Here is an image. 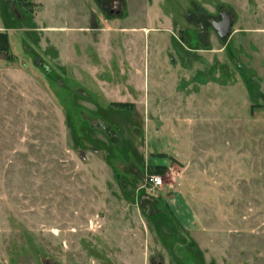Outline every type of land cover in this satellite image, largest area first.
Instances as JSON below:
<instances>
[{"label": "rangeland", "instance_id": "rangeland-1", "mask_svg": "<svg viewBox=\"0 0 264 264\" xmlns=\"http://www.w3.org/2000/svg\"><path fill=\"white\" fill-rule=\"evenodd\" d=\"M67 1L0 0V264H264V0Z\"/></svg>", "mask_w": 264, "mask_h": 264}, {"label": "water", "instance_id": "water-1", "mask_svg": "<svg viewBox=\"0 0 264 264\" xmlns=\"http://www.w3.org/2000/svg\"><path fill=\"white\" fill-rule=\"evenodd\" d=\"M221 21L219 22H212V27L219 35L220 39H225L229 35L231 22L229 17L225 13L220 14Z\"/></svg>", "mask_w": 264, "mask_h": 264}, {"label": "trees", "instance_id": "trees-1", "mask_svg": "<svg viewBox=\"0 0 264 264\" xmlns=\"http://www.w3.org/2000/svg\"><path fill=\"white\" fill-rule=\"evenodd\" d=\"M0 59L8 60V61L13 59L12 55L9 53L8 34L5 32H0ZM115 106L122 108V107H125L126 104L118 103Z\"/></svg>", "mask_w": 264, "mask_h": 264}, {"label": "crops", "instance_id": "crops-1", "mask_svg": "<svg viewBox=\"0 0 264 264\" xmlns=\"http://www.w3.org/2000/svg\"><path fill=\"white\" fill-rule=\"evenodd\" d=\"M70 2V3H69ZM72 2H74V0H68L67 1V5H69V4H71L72 5ZM75 2L79 5V6H84V4H85V0H75ZM70 6V5H69ZM81 12V11H80ZM80 12H78V11H75V12H73L74 14H78V15H80ZM83 12V11H82ZM81 15H83L82 13H81ZM151 50H152V48H151Z\"/></svg>", "mask_w": 264, "mask_h": 264}, {"label": "built area", "instance_id": "built-area-1", "mask_svg": "<svg viewBox=\"0 0 264 264\" xmlns=\"http://www.w3.org/2000/svg\"><path fill=\"white\" fill-rule=\"evenodd\" d=\"M152 181H153L154 185H159V184H161L162 180L160 177L154 176V177H152Z\"/></svg>", "mask_w": 264, "mask_h": 264}]
</instances>
